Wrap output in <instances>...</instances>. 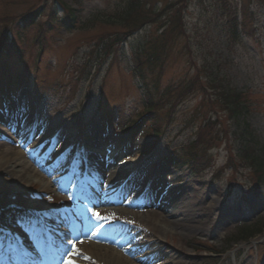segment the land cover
I'll return each instance as SVG.
<instances>
[{
    "label": "rangeland",
    "instance_id": "obj_1",
    "mask_svg": "<svg viewBox=\"0 0 264 264\" xmlns=\"http://www.w3.org/2000/svg\"><path fill=\"white\" fill-rule=\"evenodd\" d=\"M151 1L146 4H154L156 15L163 7L178 2ZM130 2L0 0V75L9 69L12 76V87L7 93L9 100L0 105V114L9 115V108H14L16 101L24 103L29 111L27 119L23 120H28L34 131L26 129L24 138H19L20 134L0 124V142L22 153L26 165L40 176V180L31 179L29 185H23L20 190H0L1 203L6 206L14 196L16 203L26 209L37 207L38 211H51L55 217L58 213L68 215L78 221L79 227L72 225L64 229L74 231L76 227V236H82L83 229L87 232L89 225L79 218L81 209H75L74 202L78 199L83 161L74 162L65 150L73 144L86 142L93 151L101 152L104 144L89 139L93 135L99 139L105 137L102 134L107 129L108 143L120 142V161L133 163L136 158L143 157L135 162L139 168L144 160H151L144 176L149 181L141 185L138 195L133 193L121 200V192L127 193L123 189L130 178L127 171L119 180L109 179V173L99 180L88 175L85 181L93 193L111 191L114 197L106 201L111 206L93 209L107 219L102 229L92 231L83 242L140 264L130 254L137 259L134 249L142 252L138 256L143 253L150 256L155 252L145 246V238L156 235V224L168 226L175 221L187 225L188 202L193 207L202 205L205 208V212L192 213L193 225L200 226L202 233L180 235L176 242L156 236L171 257L169 264H264V224L252 236L240 235L244 226L264 219V188L257 195L259 185L251 163L237 157L241 148L238 136L246 127L264 147V0L253 4L248 0L227 1L231 13L239 16L236 38L230 35L225 0H185L178 4L179 8H184V30L166 38L162 67L154 71L147 69L149 81L158 83L160 95L165 94L162 111H169L172 104L176 106L171 115L165 117L164 135L157 138L151 130L154 126L147 121V125L141 124L133 140L125 129L139 121L144 105L143 91L132 72L134 54L151 39L160 48L163 46L165 39L161 33L165 17L135 33L99 70L101 56L90 55L99 37L122 30L121 16ZM65 6L77 11L75 26L63 27L58 22L50 26L51 7H55L57 17L63 19ZM7 38L14 40L22 53L6 52L3 45ZM210 78L248 93L250 113L231 120L214 102ZM20 82L26 84L22 89L18 87ZM92 108L95 114L89 118ZM209 117L212 118L209 127L197 130L199 122ZM37 121L43 127H38ZM57 135L61 137L59 143L55 139ZM48 142L58 152L48 148ZM152 145L154 148L145 153ZM191 147L202 154L195 167H192L195 162L181 170L165 165L170 154ZM170 172H174L171 174L173 180L158 188L149 187V182L163 180ZM101 179L104 187H101ZM178 183L182 185L177 188ZM175 189L178 195L182 190L185 193L178 201L171 202ZM241 190L253 195L237 201L235 196ZM146 210L157 213L159 218L144 221L147 213L142 212ZM132 211L139 215H131ZM111 219L126 224L113 223ZM114 228L125 231L128 237L135 235L137 240L133 241V246L116 238ZM82 255L83 259L89 257ZM87 261V264L93 263L91 257Z\"/></svg>",
    "mask_w": 264,
    "mask_h": 264
},
{
    "label": "trees",
    "instance_id": "obj_2",
    "mask_svg": "<svg viewBox=\"0 0 264 264\" xmlns=\"http://www.w3.org/2000/svg\"><path fill=\"white\" fill-rule=\"evenodd\" d=\"M185 0H178L176 4L172 3L163 7L159 14H155L154 11L156 8L154 4H150L153 1L151 0H131L128 4V7L124 11L123 16H121L122 21V30L113 34H108L99 37L95 42V47L91 50L90 55L93 54L100 57L99 68L104 65V62L113 54L117 53L119 48L126 44L132 36L143 29L145 26L152 25L156 22V19L165 17V23L162 26L161 35L164 36L165 43L160 48L156 45L152 39L149 40L145 45L144 49H140L138 53L134 54V69L132 70L134 77L138 80L141 90L143 91V113L139 121L130 124L126 127L125 131L130 135L133 140L136 136V133L139 131L141 124L147 125L151 123L154 128V135L157 138H160L164 135V126H165V117H169L172 113V110L176 105L172 104L169 111H162L163 109V98L165 94L160 95L158 83H153L149 81L147 74V69L154 71L157 67H162L163 63V53L164 45L166 44V38L173 35L175 32H181L184 30L183 25V7H178V4ZM228 1V0H227ZM225 0V10L227 14V24L231 32V36L236 38L239 36V16L236 13H231L228 9V3ZM260 0H248L249 4H253ZM177 6V7H176ZM147 7V8H146ZM51 12L48 17L50 26L58 25L61 23L63 27H74L77 23V11L65 6V16L63 19L57 17V9L51 7ZM42 11V10H41ZM234 14V15H233ZM58 22V24H57ZM60 24V25H61ZM8 37V36H7ZM7 38L3 48L6 52L13 54L14 52L22 53L19 45L15 43L14 40ZM16 47V48H15ZM9 55V54H8ZM3 63V62H2ZM27 79V78H25ZM12 76L9 73V69L6 72V69L0 75V103L6 98L5 91H8L12 86ZM26 85L25 82H20L18 86ZM210 85L214 93V102L219 105L221 110L228 113L230 119H237L239 117L245 116V114L250 113L251 110V100L249 99L248 93L240 92L229 88L223 82L217 81L213 78H210ZM167 89L165 92H167ZM189 90V89H188ZM187 90V91H188ZM164 92V93H165ZM172 93V92H169ZM188 93V92H185ZM253 103V100H252ZM212 118H205L201 120L197 126V130H202L205 127H209L210 121ZM148 121V122H147ZM143 130V129H142ZM142 130H140L142 132ZM241 144V148L237 157L241 160H246L251 163L252 170L257 178L256 187L257 195H260L261 190L264 188V147L260 146L259 142L256 139V136L253 131L248 128H244L238 136ZM190 146H192L190 144ZM154 148V145L148 147L145 150V153H149L151 149ZM191 147L189 150L184 152H173L166 159V164L171 168L182 169L189 164H194L192 167H195L199 163V158L202 154H198ZM188 151V153H187ZM191 152V153H189ZM183 153V154H182ZM186 153V154H185ZM230 160L233 158L232 155L229 156ZM231 164V163H230ZM206 167H209V164H206ZM202 170V169H201ZM199 170V171H201ZM235 186L232 185V188ZM233 190V189H232ZM260 192V193H259ZM264 224V220H261L253 225L246 226L243 229V233L240 234L241 237L252 236V233L258 231L261 225Z\"/></svg>",
    "mask_w": 264,
    "mask_h": 264
},
{
    "label": "snow or ice",
    "instance_id": "obj_3",
    "mask_svg": "<svg viewBox=\"0 0 264 264\" xmlns=\"http://www.w3.org/2000/svg\"><path fill=\"white\" fill-rule=\"evenodd\" d=\"M9 111L20 115L26 120L29 108L28 105L16 101L15 107H10ZM94 114L95 109H90L88 113L89 118L94 116ZM36 123L38 127H43V124L39 121ZM108 134V130L105 129L102 135L106 137ZM33 139H35V136H33ZM55 139L57 143H59L61 137L57 135ZM65 151H68L74 162L82 160L87 161L94 167V171L97 173L101 172L102 167L106 168L116 163L115 154L117 153V146L115 143H105L103 150L98 155H95V157L93 150L86 142L73 144ZM154 158L155 156L153 159ZM141 159L144 158H137L138 161ZM120 162L126 163L123 159H121ZM150 165L151 160H144L143 165L139 168H135L130 174V182L137 179L142 182ZM56 183L59 184V181H56ZM101 187H104L103 179H101ZM107 187L110 189L112 185H108ZM140 190L139 185H134L128 189L127 193L122 191L120 198L121 200L127 199L128 196L133 193L138 195ZM251 195H253V193L241 190L240 193L236 194L235 199L240 201L243 197ZM84 198L89 199L93 208L111 206L106 203V201L112 199L109 194L101 196V194L97 192V199H90L87 196ZM48 199L51 200V197H48ZM71 199L72 197L70 196L69 202ZM5 213H7L6 216ZM79 218L82 222L89 225L88 231L82 236H77L75 239L69 236L67 231H65V240L68 245L67 249H65L55 245L49 236V224L55 222V217L52 215V212L45 211L38 214L34 213V210L26 209L17 204L16 198L13 196L6 206L0 203V257L6 259L8 264H47L48 261L56 258L61 259V264H77L76 257H78L80 253L76 249V244L82 243L83 239L90 236L91 232L95 229H102L104 227L103 221L107 219V217L101 215L99 211L90 210L86 207L81 209ZM17 229L19 231H17ZM21 233H23V235H21ZM120 238L130 247L133 246V241L137 240L135 235L128 237L127 234H121ZM133 258H135V256ZM85 259L89 258L85 257Z\"/></svg>",
    "mask_w": 264,
    "mask_h": 264
},
{
    "label": "bare ground",
    "instance_id": "obj_4",
    "mask_svg": "<svg viewBox=\"0 0 264 264\" xmlns=\"http://www.w3.org/2000/svg\"><path fill=\"white\" fill-rule=\"evenodd\" d=\"M24 118H20L19 116L16 115L15 113H12L9 111V115H5V114H0V124H3V126L7 127L8 130H13L15 133L14 134H20L19 138H24V131L27 129L29 130L28 127H33L32 124L28 123L29 121L27 120L24 121ZM1 126V125H0ZM19 131H17V130ZM31 132H34L33 130H30ZM1 132V131H0ZM22 132V133H20ZM3 134V133H2ZM5 135V134H3ZM29 137V136H28ZM43 140V139H40ZM38 140V145L41 144V141ZM90 142H97L99 141L102 144L108 143L110 141L109 138H105L102 137L101 139H99V137L97 135H93V137H91ZM114 143L117 146V153L116 155V162L114 165L108 166V168H110L109 170H106V168L102 167L101 172L97 173L96 171H94V167L90 166L89 170H88V175H90V178H96V180L99 178H104L106 176V174L109 175V179H115V180H119V176H121L123 173H125L126 171L131 174L134 169L138 166V164L135 162H137V158L134 160L133 163L126 161V163H121L120 162V152H119V141H114ZM69 144V143H68ZM89 147H91V145L88 143ZM46 146L48 148H51L53 151H57L50 142H48L46 144ZM70 146V144H69ZM54 148V149H53ZM68 148V147H67ZM58 152V151H57ZM100 152L98 151H93L94 157L95 155H98ZM78 169V167H77ZM85 171V169H84ZM74 172V171H73ZM83 173V170H82ZM174 173V172H172ZM171 172L167 174V177L163 180H155L154 182H149L150 184V188H158L159 186H163L164 184L167 183V181H171L173 180V176ZM147 177H145L143 179V181L141 182L139 179L130 182V180L128 181L127 185H124L123 189H125V191L131 187H133L134 185H139L141 187V185H145L148 183L149 180H146ZM31 179H37L40 180V176L38 174H34L33 170H31V168L29 166L26 165V163L24 162V156L22 153H17L15 152L13 149H11L10 147H8L6 144L1 143L0 142V190L3 189H9L11 191H15V190H20V188L23 187V185H29V182ZM148 179V178H147ZM157 181V183H156ZM166 182V183H165ZM156 183V184H155ZM182 184L178 183V185L176 186L177 188L180 187ZM147 188V187H145ZM146 190V189H145ZM177 190L175 189L173 191V193L171 194L172 198H171V202L174 201H178L179 197L183 196L182 193H185L182 190L181 195L176 193ZM110 195V192L106 193ZM105 195V194H104ZM103 195V196H104ZM111 197L113 198L114 195H111ZM111 200V199H110ZM109 201V200H108ZM3 202L0 199V203ZM30 202V201H29ZM32 204H34L33 202H31ZM200 202H198L199 204ZM26 204V203H23ZM36 206V205H35ZM37 208V207H36ZM40 208V207H39ZM200 210V211H199ZM197 212H205V208L204 206H196L194 205V207L192 205H190L187 202V207H186V222L187 225H181L178 222H171L168 226L167 225H162L161 223L156 224L155 227V231H156V235H154V237H146L145 238V246H147L148 249H152L155 250V254H150V256L148 255V253H143L144 255L142 256H138L141 255V253H139V250L134 249L135 252H137L136 256L137 259H134V255L130 254V257L133 258V260L139 261L140 264H169V261L171 260V257L168 256L167 252H165L163 250L162 245L160 244V241L158 242V237L156 236H161L162 238H165L166 240H172L174 242L178 241L181 237L180 235L184 236V235H193L194 232H200L202 233L201 227L200 226H194L193 225V217H192V213H194V215ZM147 213V214H145ZM131 215L137 216V212H130ZM142 214H145V220L144 221H148L146 219H158L159 216L157 215V213L152 212V211H144L142 212ZM139 215V214H138ZM57 222L63 224V226H67L69 225V220L67 219L63 214H59L58 218L56 219ZM195 222V221H194ZM52 225V224H50ZM54 226V225H53ZM116 238L121 237V234H126L125 231L114 228L113 229ZM123 241V240H122ZM125 242V241H124ZM80 247V248H79ZM210 247V246H209ZM101 247H95L93 245H86L85 243L82 244H78L76 245V249L79 251L80 255L82 254H88L89 255V259L91 257V262L93 261V263L91 264H135L132 263L131 260L132 259H127L122 257L121 255L116 254L115 252L111 251V250H106V249H100ZM149 252V251H147ZM133 253V252H132ZM139 253V254H138ZM79 255V256H80ZM1 260V258H0ZM88 259H83L81 256V259L79 261H77V264H87L86 262ZM4 260L0 261V264H3ZM173 264H183L181 262H177V263H173Z\"/></svg>",
    "mask_w": 264,
    "mask_h": 264
}]
</instances>
